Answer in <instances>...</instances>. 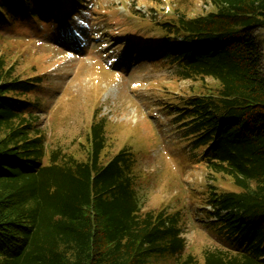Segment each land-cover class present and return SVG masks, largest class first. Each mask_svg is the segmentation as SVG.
I'll return each instance as SVG.
<instances>
[{
    "label": "trees",
    "instance_id": "trees-1",
    "mask_svg": "<svg viewBox=\"0 0 264 264\" xmlns=\"http://www.w3.org/2000/svg\"><path fill=\"white\" fill-rule=\"evenodd\" d=\"M88 2L0 0V29L51 13L65 28ZM209 2L204 13L159 22L151 48L180 78L219 83L174 104L172 120L195 158L240 188L208 190L207 221L225 247L206 249L203 261L184 255L180 212L145 208L131 147L103 159L104 119L91 124L85 159L57 149L46 161L37 102L24 97L41 80L0 54V264H264V67L255 37L264 0Z\"/></svg>",
    "mask_w": 264,
    "mask_h": 264
},
{
    "label": "rangeland",
    "instance_id": "rangeland-1",
    "mask_svg": "<svg viewBox=\"0 0 264 264\" xmlns=\"http://www.w3.org/2000/svg\"><path fill=\"white\" fill-rule=\"evenodd\" d=\"M210 6L209 0H89L61 30L63 16L53 13L0 29V54L21 76L41 80L24 97L37 102L45 160L57 149L85 159L91 124L104 119L103 159L131 147L145 208L179 211L184 255L201 261L206 249L225 247L207 221L206 212L213 209L207 200L210 186L240 188L195 158L190 140L172 120L173 105L219 83L211 77L180 78L176 65L153 57V48L159 22L181 11L195 16ZM255 37L264 67V27L256 29ZM157 264L171 260L160 257Z\"/></svg>",
    "mask_w": 264,
    "mask_h": 264
},
{
    "label": "bare ground",
    "instance_id": "bare-ground-1",
    "mask_svg": "<svg viewBox=\"0 0 264 264\" xmlns=\"http://www.w3.org/2000/svg\"><path fill=\"white\" fill-rule=\"evenodd\" d=\"M77 19V16H74L73 20L75 21ZM60 26V30L62 29V22L58 24Z\"/></svg>",
    "mask_w": 264,
    "mask_h": 264
}]
</instances>
